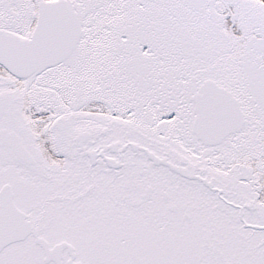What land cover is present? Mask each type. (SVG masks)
Wrapping results in <instances>:
<instances>
[{
    "label": "snow or ice",
    "instance_id": "obj_1",
    "mask_svg": "<svg viewBox=\"0 0 264 264\" xmlns=\"http://www.w3.org/2000/svg\"><path fill=\"white\" fill-rule=\"evenodd\" d=\"M0 264H264V0H0Z\"/></svg>",
    "mask_w": 264,
    "mask_h": 264
}]
</instances>
